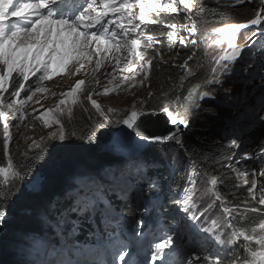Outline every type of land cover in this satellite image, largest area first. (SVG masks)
Segmentation results:
<instances>
[{
    "label": "rangeland",
    "instance_id": "obj_1",
    "mask_svg": "<svg viewBox=\"0 0 264 264\" xmlns=\"http://www.w3.org/2000/svg\"><path fill=\"white\" fill-rule=\"evenodd\" d=\"M207 1L215 4L216 8L219 10L221 9L224 11V16L219 21H203L200 26H197V34L193 36H189L188 32L182 29L178 23L170 21L168 24H164L165 21L170 20L169 14L171 12L161 11L158 15L157 13H149L148 19L162 21V23L148 24L152 26L149 31L140 34L142 30L140 29L136 34L129 37L130 39L139 38L144 47H147L149 43L147 37H154L151 41L152 48L148 50L145 59L151 58L152 62L149 71L155 70L156 72L153 71L155 73H166L167 76H164V79H167L168 86H174V88L179 87V76L181 75V77L186 78L187 71H189L194 81L192 84L182 88L179 96H172L171 99L167 100L165 94L152 93L157 86L152 84L149 77L141 84L140 80L143 79L142 75H137L135 77V80L132 82V87H128L127 82L120 84L122 77L133 75L131 71L133 66H135L137 73L141 71L139 68V61H137L135 55L133 54L131 62L129 63L125 59V57H127V51L122 50L119 64H116L115 59L112 60L111 64H109L107 59H104L101 68L95 75H85V72L89 70L88 62L85 61V67L78 72L75 71V66L73 64H69V67L73 69L75 75L68 74L66 71L59 72L51 79L42 81L39 86L47 88L49 91L36 93L33 100L24 105L23 111L26 113V116L23 121L15 119L10 110L7 108L4 109L7 113L6 121L10 125L9 130L12 135V140L9 143L11 153L9 152V154L15 157L14 164L18 170L22 171V179L12 181L9 184L0 185V190L4 191L8 188H15L16 192L22 193L23 196L28 198L31 195L33 196L31 199H26V202L22 205L17 199H12L7 204L8 209L5 221L10 228L9 232L14 234L19 228L16 222V214L20 219L25 218L24 220H27L29 226L33 228L31 231L38 234L37 240L40 245V254L35 257L38 261L32 262L31 264H60L62 260H67L69 255L72 256L73 253H78L79 251H82V253H80L78 258L75 255L73 256L74 264L76 260L80 261L81 264H85V262L86 264H101L103 261L102 258H100L99 261H93V257L84 253L85 251L83 248H88V242L84 243L82 248H80L81 246H75L74 234L77 230L76 226L72 223L67 226L66 223L68 222V214L70 212L71 214L76 212L77 216H80V218L86 221L90 220V216L94 214L98 215V220L105 217V221H102L98 226L94 224L95 228L90 229L94 233L96 232V235L93 238V245L87 250H94L96 254H99L103 248L107 246L105 240V224L111 220L117 223L123 220V217L119 214L120 209H118L117 204L113 202L109 203V198L112 196L114 198L119 196L124 198L126 205L131 206L137 212L139 221H143V223L139 224V228L142 229L145 225V229L151 231L149 233L150 235L147 236L149 250L146 255H144V253H134L133 258H131L134 262L146 259L150 264H161L162 261L163 264H186V258L190 256L193 251H196L201 257L217 251L221 253L226 252L227 256L230 255L232 253V244L220 246L213 236L201 231L202 228L211 226L212 220L218 219L224 215V208H239L240 211L232 213L231 222L233 220V214L240 216L241 214L248 215L251 213H259L260 221L255 229L258 230L259 224L264 223V206L258 203L261 194V180H263L264 177L260 176L261 170L255 171L251 169L253 160L259 161L257 164L261 166V169H264V155H261L262 151L256 154V151L253 150L254 145L250 143L248 137L254 128L264 127V121L259 119V117H264L263 111L260 110V99L261 96L264 95V92L261 90V79L259 75L261 60L264 59V57L257 55L261 48H264V35H261L259 26H250L249 29L243 30L238 34L236 43L240 45L247 44L251 51L245 52V58L232 66L235 71L222 76L221 84L205 85L204 83L211 78V69L213 67L211 53H214V51L221 46L214 44V41L221 37L212 34L211 29L220 27L226 22L246 23L247 20L254 18V13L260 8L261 2L259 3V7L258 5L253 6L252 3L246 2L244 9H237L236 7H231L235 0ZM142 2L147 3V0H142ZM152 2L163 5L164 3H169L170 0H152ZM194 3L197 4V0H194ZM189 10L172 14L177 15L179 19H183L186 22L184 24H188L190 21L187 20L186 17L187 11ZM133 11L138 13L139 7H134ZM109 18L111 17L106 19ZM135 23H139V20H136ZM171 24L176 25L177 35L170 41L168 33L173 29L168 27V25ZM205 32L208 33L207 39L204 38ZM253 33H255V35H253ZM181 36L185 38L186 47L182 46L179 42ZM192 41H195V43H192ZM170 44L171 47H169ZM210 46H213L212 49H210ZM183 48L186 49V51H183ZM156 49L160 52L159 56L156 55ZM143 50L144 48L138 49V51ZM112 56H114V53L110 52L109 57ZM189 56H192V59L188 61V69L179 67L178 65L184 64ZM94 66L95 59H93L91 64V67ZM113 68H115V71H113ZM241 68H248L249 70L241 72ZM113 77H115V79H113ZM174 78L175 81L171 83ZM36 79L37 78H32L30 81L33 87L36 86ZM77 80L85 81V84L81 86L82 90L77 93L80 102L71 105L72 112L70 115L67 111L62 115L57 114L67 134L66 139L63 141L59 139H46L44 141L46 145V147H44L45 150H51L60 155L66 153L67 150H71L73 154H70V158L67 162H70L72 159L78 160L79 155L77 156L76 147L79 143L80 133L83 131L80 127V123L82 122L81 118H88L87 122H89L90 128H93L98 120L111 123L117 117L123 119L130 110H133L132 105L135 104L137 108H140V101L145 102L143 106L144 111L150 105L156 107L157 105L168 104L167 106L170 107V110L174 112L178 111L183 114L185 107L192 105V101L187 99L189 92L198 84L201 85V87L197 91H210L212 92V96L204 99H200L198 95L194 97L195 102L199 103L200 107L196 108L192 105V115L190 119L192 122L202 123L208 121L210 119L209 117H213V114H205L201 110L202 105H206L209 109L215 110V117H217L219 122V134L222 135L224 138L223 140H225L227 144V159H225L218 169H213L205 164L199 167L192 161H187L189 162L188 166L183 168L182 166H186L184 165L185 160L183 161L185 155L175 141H170L163 144L164 149L161 150L160 159H154L149 153H138L126 159L117 158L116 160L120 159L118 162L115 163V161H111L110 164L107 166L105 165V167H103L104 163L102 162L95 171L85 164H79L73 169L69 168L71 173L65 174L59 179L58 191L55 194L47 195L43 198L40 196L41 192H39V190L33 191L35 188L32 183L34 182L35 175L25 179L20 158L27 159L31 153L36 154V152L40 151L28 147L33 139L39 142L40 137H47L49 132L58 130V125L52 124L50 127L46 128L43 126L41 120L34 119V117L39 116L40 113L46 109H55L58 102L61 99H65V97L60 94L70 90ZM160 81L163 82L162 79ZM116 85L120 86L117 88ZM106 88L112 90L105 94ZM11 90L14 89H10V91ZM225 90L229 91L226 92ZM10 91L5 93V95L10 97ZM149 92L152 93L151 97L148 96ZM52 93H56V95H52ZM88 93L93 94L92 98L101 106V111H103L105 115H100L96 108L93 107L91 101L87 99ZM24 95L25 94L22 92L21 96L16 99H24ZM35 101H38V103ZM10 102V98L5 100V103ZM34 109L35 111H33ZM82 114H84V116H82ZM18 115L17 113V116ZM78 115L82 117L77 125L75 124V116ZM168 127H172V125H168ZM179 128V132H181L183 126H179ZM72 133H75V135H72ZM233 139L237 140V145H232L230 143ZM0 154L3 157V162L0 165H6L7 161L4 156L3 143L2 147L0 146ZM163 167H166L172 173L184 171L185 174L177 190L167 191L164 189V192L173 199V203L169 202L168 204H164L165 208H171L167 213L164 207L159 204L158 196L151 195L150 198L148 197V195H150L149 186L151 184H155L154 188L163 191L159 187L164 185L161 179H159V174L162 172ZM220 170H232L236 173L240 183L243 185L244 195H247L244 203L236 204V202H234L235 205H233L220 196L219 186L215 178V174ZM66 172L67 171H65V173ZM245 172L247 173L246 176ZM253 173H255V178L257 179V188L254 190L255 199H253L248 192V188L251 187ZM150 174H154V176L151 177ZM170 177L173 179L172 175H170ZM213 179H215L214 186L212 184ZM245 179L248 181L246 186L244 184ZM134 181L137 182L134 183ZM40 182L42 186L44 183L43 177L40 178ZM168 182V180H165V183ZM133 184L139 186L138 189L134 190L137 195H135V192L130 191ZM140 189L145 190L146 195L144 197L139 195ZM185 194L192 195V203L195 204L196 207L190 208L189 212L198 217L196 221L190 220L189 215L182 212L180 210L182 206L177 203V201L183 199ZM69 197L71 198L69 199ZM217 197H219V199H217ZM63 199L66 205L69 204V206H71L70 209L64 207ZM137 203H146L147 207L137 209ZM209 204H212L213 208L211 211L205 212ZM58 205L61 206L62 210L58 211ZM85 206H88V210L80 211V209ZM73 209L76 210L73 211ZM13 212L14 216L12 215ZM160 213H163L169 221L175 224L177 222L180 223L181 247L173 251L171 255H163L159 260L152 262L151 245L157 242V237L153 234L155 227L148 218H156L157 221H159ZM49 216H51V218H49ZM184 216L186 220H184ZM94 219L95 217L92 218L91 221L93 222ZM173 223H170V225L174 226L175 224ZM169 227L168 225L165 228L166 232L171 235L172 232L168 231ZM110 229L111 232L115 230L113 228ZM193 230L198 232V238L193 237L189 232ZM232 230V228L225 226L221 233V238L227 241ZM116 231H118V229H116ZM86 233L89 232L86 231ZM119 237L121 240L124 239L122 235ZM142 237L143 234L139 233L136 241H139ZM88 238H91L90 234ZM235 239L237 238H234V240ZM251 243L254 245V241ZM54 244L55 248L53 247V250H50V246ZM130 245L132 250H134V243ZM130 254L131 253L128 252L126 254L127 257ZM25 257L26 255L22 257L21 261H17V264H28L26 262L24 263ZM216 258V256H212L213 260ZM109 260L110 258L104 260V264H107ZM4 264L15 263L13 260H11V262L8 260V262ZM117 264H119V262H117ZM201 264H204L203 260H201ZM223 264H228V260H224Z\"/></svg>",
    "mask_w": 264,
    "mask_h": 264
},
{
    "label": "snow or ice",
    "instance_id": "obj_2",
    "mask_svg": "<svg viewBox=\"0 0 264 264\" xmlns=\"http://www.w3.org/2000/svg\"><path fill=\"white\" fill-rule=\"evenodd\" d=\"M246 2H250V0H235V4L232 6L235 7ZM137 6L139 7L138 13L133 11V8ZM194 7H196L194 0H170L169 3L163 5L153 3L152 0H147V3L142 2V0H0V121L3 122V151L7 161L6 165H0V185L22 179V171L16 168L13 158L9 154V143L12 140V135L9 130L10 125L6 121L5 108L12 112L15 119L23 121L26 116L23 111L24 105L32 101L36 93L49 91L47 88L39 86L42 81L51 79L59 72L66 71L68 74L75 75L69 64H73L75 71L78 72L85 67V61L89 65V70L85 72V75H95L101 68L104 59H107L109 64L115 59L116 64H119L122 50L127 51L125 59L129 63L133 54L135 55L141 71L137 73L135 66H133L131 68L133 75L122 77L120 84L127 82L128 87H132V82L137 75H142L143 79L140 80V83L143 84L148 79L152 62L151 58L145 59V56L148 50L152 48L151 41L154 37H147L149 42L147 47H144L139 38L130 39L129 37L136 34L140 29H146L148 24L162 23V21L148 19L149 13H157L158 15L159 12L164 11L175 14ZM108 17L111 18L106 19ZM186 19L190 23L182 24L180 27L187 31L189 36L197 34L196 21L192 20L191 17H186ZM136 20H139V23H135ZM250 26H259L261 35H264V0H261V6L255 11L254 18L247 20L246 23L226 22L220 27L211 29L212 34L221 37L216 39L214 44L220 46L226 42L227 47H219L217 51L211 53L213 64L211 78L204 82L205 85L221 84L222 76L234 72L235 69L232 66L245 58V52L251 51L247 44L236 43L238 34L249 29ZM168 27L173 29L168 33V38L171 41L177 35L176 25L171 24ZM204 38H208L207 32H205ZM179 42L182 46H187L184 37L181 36ZM139 48H144V50L138 51ZM155 51L156 55L159 56V50L156 49ZM110 52L114 53V56L109 57ZM257 55L264 57V48H261ZM93 59H95V66L91 67ZM191 59L192 56H189L184 64L178 66L188 69V61ZM248 70V68L240 69L241 72ZM259 75L261 90L264 92V59L261 60ZM32 78H37L35 87L30 83ZM84 84V80H77L70 90L60 94L65 99H61L55 109H46L39 116L34 117V119L41 120L46 128L52 124L59 127L57 131L49 132L47 137H40L39 142L33 139L28 146L29 148L43 151L46 147L44 143L46 139H59L61 141L66 139L67 134L57 114L62 115L65 111L69 115L71 114V105L80 102L77 93L82 90L81 86ZM119 86L116 85L117 88ZM200 87L201 85H196L190 90L187 97L196 108H199L200 105L195 102V96L198 95L200 99L212 96L210 91H197ZM10 89L14 90L10 91ZM110 90L112 89L106 88L105 94ZM9 91L10 97L5 95ZM22 92L25 94L24 99H16L21 96ZM52 95H56V93H52ZM92 95V93H88L87 99L91 101L100 115H105ZM148 96L151 97L152 93L149 92ZM9 98L11 102L5 103V100ZM35 102L38 103V101ZM144 103V101H140V108H137L135 104L132 105L133 110L123 120V123L135 133L138 142L163 144L175 141L180 147H184L179 126H183L185 130L192 126L190 119L192 105L185 107L184 113L181 114L178 111L170 110L167 105H157L153 110L144 111ZM260 110L264 111V95L260 99ZM207 111H211V109H207ZM259 119L264 121V117H259ZM168 125L175 126L177 130L171 131L167 127ZM230 143L237 145V140L233 139ZM261 155H264V151L261 152ZM260 176L264 177V169L261 170ZM212 184L215 185V179H213ZM244 184L245 186L248 184L247 179H245ZM154 187L155 184H151L149 190ZM256 188L257 179L253 173L251 187L248 188L253 199H255L254 190ZM260 192L258 203L264 206V185L261 186ZM177 203L182 206L180 210L189 215L190 220H198L195 214L189 212L190 208L196 207L192 203L191 194H185L183 199ZM141 207H147V204L137 203L136 208ZM212 208L213 205L209 204L205 212L211 211ZM75 210L73 209V211ZM87 210L88 206L80 209V211ZM238 211H240L239 208H224V215L212 220L211 226L202 228L201 231L213 236L220 246L231 245L234 238L243 237L245 241L249 242L245 245L244 255L235 258V253H233V258H228L226 252L217 251L201 257L196 251H193L186 258V264H201V260L204 261V264H223L226 259L228 264H264V223L259 224L258 230L254 228L252 234H248L244 229H237L229 221L232 213ZM6 217V206L4 201L0 200V226L3 225ZM140 223L143 221L137 222V225L131 228L128 241L121 240L119 235L115 233L109 234L112 236L113 242L106 251L110 252L114 259L107 261V264H117V262L119 264H150L146 259L134 262L127 258L124 251L129 247V244L136 241L137 236L142 232V229L139 228ZM225 226L233 229L227 241L221 238ZM168 231L173 234L169 235L165 232L156 238V243L151 245L152 262L159 260L163 255H171L173 251L181 247L180 223L177 222L174 226H170ZM253 241L254 245L251 243ZM212 256L217 258L213 260ZM60 264H73L71 256L69 255L67 260H62ZM75 264H81V262L76 261ZM101 264L104 262L102 261Z\"/></svg>",
    "mask_w": 264,
    "mask_h": 264
},
{
    "label": "trees",
    "instance_id": "obj_3",
    "mask_svg": "<svg viewBox=\"0 0 264 264\" xmlns=\"http://www.w3.org/2000/svg\"><path fill=\"white\" fill-rule=\"evenodd\" d=\"M260 2L261 0H250L249 3H252L253 6L258 5L259 7ZM245 5L246 3H243L235 7L237 9L239 8L244 9ZM187 12H188L187 17H191L192 20L196 21L197 26H200V24L203 21L204 22L219 21L224 16V11H222L221 9L219 10L218 8H216L215 4H212L207 0H197L196 7L190 9ZM169 16H170V20L165 21L164 24H168L170 21L173 23H178L179 25L186 23L183 19H179L177 15H173L172 13H170ZM151 28L152 26L148 25L146 29H142L140 31V34L149 31ZM183 51H186V49L183 48ZM153 71H149V75H148L152 84L157 86L156 89L152 91V93L165 94V98L167 100L171 99L172 96L174 97L179 96L181 89L184 88L185 86L192 84L194 81L193 76L189 73V71H187V77L184 78L181 77L180 75L178 80L179 87L174 88V86L167 85V79H164V76H167L166 73H161V72L155 73L156 71L155 72ZM161 79L163 80V82L160 81ZM174 81L175 78L171 81V83ZM154 108L155 106L150 105L145 109V111H150L153 110ZM207 109H209L208 106L206 105L201 106V110L205 114H213V117H209L210 119L208 121L202 123L192 122V126L189 129L185 130L183 128L180 132V136L182 137L184 142V147H180V146L179 147L182 150L183 154L185 155L183 161L185 160L184 165H186V166H182L183 168H186L188 166L189 162L187 161H192L193 163L195 162L199 167L200 165L205 164L206 166L208 165L213 169H218V167H220L223 164L225 159H227L228 156V151L226 149L227 144L226 141L223 140L224 138L222 137V135L219 134L220 133L219 122L217 117H215L216 112L215 110L207 111ZM82 116H84V114H82ZM82 116L81 115L75 116L76 118L75 124L77 125H78V121L82 119V122L80 123L81 124L80 127L83 130L79 136V143L76 147V152H77V156L78 155H80L81 157L86 156L84 163H82L79 160L80 158H78V160L72 159L71 162H67V160H69L70 158V154L71 153L73 154L71 150H67L66 153L60 155L55 153L54 151L44 149L43 151L36 152V154L31 153L27 159L20 158L25 179H28L36 174H40L43 176L44 183L39 191L41 192L40 196H42L43 198L47 195L55 194L59 189L58 188L60 183L59 179H61V177H63L65 174L71 173V171L69 170L76 168L77 164H85L87 167L95 171V169L97 170L100 163L102 162L104 163L103 167H105V165L107 166L108 164H110L111 161H115L116 163L120 160V159L118 160L112 159V160L103 161V157H105V155L95 152V147L98 144H100L101 141L109 137L110 134L118 128L119 123L122 119L117 117L111 123H109L108 121L98 120L96 125L93 128H90L89 122H87L88 118L87 117L81 118ZM248 137L250 143L254 145L253 150L256 151V154H258L260 151H264V127L254 128V130L251 131ZM2 143H3V124L0 121L1 147H2ZM163 149H164L163 144H155L147 147L140 154L149 153V155L152 156L154 159H160L161 150ZM10 155L13 158V161L15 162V157H13L12 154ZM2 162H3V157L0 154V164ZM258 162L259 161L253 160L251 169L255 171L262 170L261 166L257 164ZM65 171L67 172L65 173ZM170 175L173 176V179L170 177ZM184 175H185L184 171L172 173L166 167H163L162 172L159 174V179H161V181L164 184L163 186H159V187L163 191L158 190V188L157 189L153 188L152 190L149 191L150 195L148 197H150L151 195L158 196L162 206H164V204H168L169 202L173 203V199L164 192V189L167 191L177 190L179 187V183L181 182ZM150 176L153 177L154 174H150ZM215 178L217 180L220 196H222V198L226 199L229 203L233 205H235L234 202H236V204H242L245 202L247 195L246 194L244 195L243 185L240 183L239 178L237 177L235 172H233L232 170L231 171L220 170L215 174ZM165 180H168L169 182L165 183ZM261 185H264V179L261 180ZM138 187L139 186L137 184H133L130 188V191L135 192V195H137L136 191L134 190L138 189ZM15 192H16L15 188H8L5 189L4 191L0 190V200L4 201L5 206L12 199L13 200L17 199V201L21 202L22 205L26 202V199L33 198L32 195L28 198L26 196H23L22 193L16 192L15 194ZM142 192L143 195H141ZM139 195L144 197L146 195L145 190L140 189ZM70 198L71 197H69V199ZM109 200L111 203L113 202L117 204V206L120 209V214H122V216L126 220L130 222L137 221L138 218L137 213L131 207L127 206L125 203L122 202L124 198L120 196L114 198L112 196L109 198ZM64 207L67 209L71 208L69 204L68 205L65 204V200H64ZM6 209H8V205L6 206ZM57 209L58 211L62 210L61 206L59 205L57 206ZM12 215L14 216V212L12 213ZM15 216L19 228L17 229V232H14V234H11L9 232L10 228L7 226L6 221L4 222L5 232L0 237V262L4 264L5 262H8V260L10 262L11 260H13V262L17 264V261L18 262L21 261L24 255H26L24 263L26 262L28 264H31L32 262H37L38 259H36L35 257L40 254V249H39L40 245H39V241L37 240L38 234H35L33 233V231H31L33 230V228L29 226L27 220H24L25 218L20 219L19 216L16 214ZM259 216H260L259 213H251L248 215L241 214L240 216L233 214V220L232 222L230 220V222L235 228L244 229L248 232V234H251L252 230L258 225V222L260 221ZM49 218H51V216H49ZM98 222L99 221L97 219L96 223L98 224ZM71 223L74 224L77 229L74 234V239L76 242L74 243L75 246H81L80 248H82V245L86 242L89 243L87 245L88 248L92 246L93 239L88 238V236L90 234V236L92 237L94 234H96V232L94 233L92 230H90L93 228L90 222L83 220L82 218H80V216H77L76 212H73L72 214L70 212L68 214V222L66 224L67 226H69ZM86 231L89 233H86ZM248 243L249 242L245 241L243 237H239L238 240L235 239V241L231 245L232 253L227 257L233 258V253H235V258L242 257L246 251L245 245H247ZM53 247L55 248V244L53 246L52 245L50 246V250H53ZM88 248L84 247L83 249L85 250ZM80 253H82V251H79L78 253L76 252L73 253V255L71 256L72 261H73V256L75 255L78 258Z\"/></svg>",
    "mask_w": 264,
    "mask_h": 264
},
{
    "label": "water",
    "instance_id": "obj_4",
    "mask_svg": "<svg viewBox=\"0 0 264 264\" xmlns=\"http://www.w3.org/2000/svg\"><path fill=\"white\" fill-rule=\"evenodd\" d=\"M131 111L132 110H130L127 113V115L121 120L119 127L115 131H113L109 137H107L104 141H101L100 144H98L95 147V152L105 155V157H103V161L112 160V159L115 160L117 158L126 159L128 157H132L138 153L143 152L147 147L151 145H155L150 142L149 143L138 142V138L136 137L135 133L123 123V120L131 113ZM168 128L171 131L177 130L175 126L168 127ZM166 143H163V144H166ZM78 158H80L79 160L82 163H84L86 156L81 157L79 155ZM32 184L34 185V188H35L33 189V191L34 190L40 191L41 184H42L40 182V176L35 177L34 182ZM4 232H5V226L3 224L2 226H0V237Z\"/></svg>",
    "mask_w": 264,
    "mask_h": 264
},
{
    "label": "bare ground",
    "instance_id": "obj_5",
    "mask_svg": "<svg viewBox=\"0 0 264 264\" xmlns=\"http://www.w3.org/2000/svg\"><path fill=\"white\" fill-rule=\"evenodd\" d=\"M226 45H227V43L225 44L224 47H227ZM212 47H213V46H210V49H212ZM220 47H223V44H222ZM216 50H217V49H216ZM216 50H215V51H216ZM215 51H214V52H215ZM120 122H121V121H120ZM119 124H120V123H119ZM118 127H119V126H118ZM36 176H40V178L43 177V176L40 175V174H36L35 177H36ZM136 182H137V181H134V183H136ZM160 205H162V204L160 203ZM162 207H163V206H162ZM160 214H161V213H160ZM160 214H159V215H160ZM148 220H149V221L151 220V224H152L153 221L156 220V218H154V219H150V218H148ZM184 220H186V217H185V216H184ZM144 227H145V225H144ZM189 232L191 233V235H192L193 237H195V238H198V237H199V236H198V232H196V231H194V230H193V231H189ZM234 241H235V240H234Z\"/></svg>",
    "mask_w": 264,
    "mask_h": 264
}]
</instances>
